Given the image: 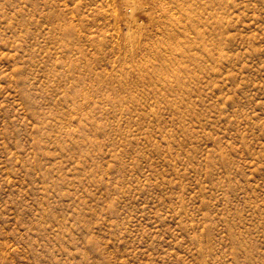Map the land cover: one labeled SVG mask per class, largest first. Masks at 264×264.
<instances>
[{
	"label": "rangeland",
	"instance_id": "374dc122",
	"mask_svg": "<svg viewBox=\"0 0 264 264\" xmlns=\"http://www.w3.org/2000/svg\"><path fill=\"white\" fill-rule=\"evenodd\" d=\"M0 264H264V0H0Z\"/></svg>",
	"mask_w": 264,
	"mask_h": 264
}]
</instances>
